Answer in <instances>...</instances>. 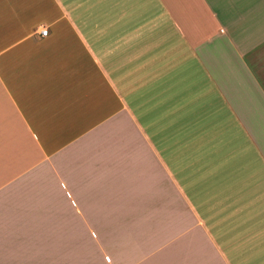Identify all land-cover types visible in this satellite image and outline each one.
<instances>
[{"label": "crops", "instance_id": "1", "mask_svg": "<svg viewBox=\"0 0 264 264\" xmlns=\"http://www.w3.org/2000/svg\"><path fill=\"white\" fill-rule=\"evenodd\" d=\"M81 260L264 264V0H0V264Z\"/></svg>", "mask_w": 264, "mask_h": 264}, {"label": "built area", "instance_id": "2", "mask_svg": "<svg viewBox=\"0 0 264 264\" xmlns=\"http://www.w3.org/2000/svg\"><path fill=\"white\" fill-rule=\"evenodd\" d=\"M47 34H48V29H47V28H42V29L40 30V32H39V35H40L41 37H46Z\"/></svg>", "mask_w": 264, "mask_h": 264}, {"label": "rangeland", "instance_id": "3", "mask_svg": "<svg viewBox=\"0 0 264 264\" xmlns=\"http://www.w3.org/2000/svg\"><path fill=\"white\" fill-rule=\"evenodd\" d=\"M79 264H86V262H84V261L81 260ZM97 264H101V263L100 262L99 263L97 262Z\"/></svg>", "mask_w": 264, "mask_h": 264}]
</instances>
